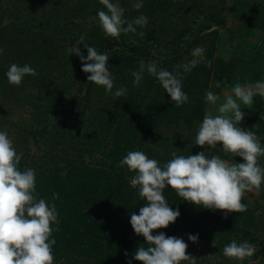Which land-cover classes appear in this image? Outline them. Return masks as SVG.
<instances>
[{
  "label": "rangeland",
  "instance_id": "rangeland-1",
  "mask_svg": "<svg viewBox=\"0 0 264 264\" xmlns=\"http://www.w3.org/2000/svg\"><path fill=\"white\" fill-rule=\"evenodd\" d=\"M135 2L119 0L125 18L131 21L144 15L148 24L137 27L136 33L121 34L117 39L106 36L99 25L98 11H107L99 0H0V48L4 49L0 54V130H6L17 152L23 153L21 171L33 168L63 172L71 166L103 164L102 150L116 98L106 93L103 86L87 84L89 74L82 71L83 62L77 54H69L68 49L75 46L80 37L99 53L107 52V67L114 76L113 93L122 86H133L134 78L126 76L122 58L124 55L137 57L138 54L130 50L131 46L144 42L152 46L148 60L159 63V57H167L169 53L171 38L178 37L176 31L184 26L190 30L180 37L181 56L172 63V70L193 59L191 53L197 46L206 50L205 55L212 52L213 71L223 69L220 79L211 76L210 90L220 99L216 105L206 103L207 111L218 114L217 109L225 97L233 95L236 82L254 86L264 81V0H143L139 10L133 8ZM219 20L223 24L211 26ZM207 25L210 26L207 30L215 27L217 31L207 34L204 31ZM175 28L178 29L173 32ZM140 32L145 35L140 36ZM194 37L198 38L197 42ZM84 43H80L79 48L87 58ZM219 59L222 62H218ZM13 63L29 64L38 75L25 76L19 86L12 85L6 72ZM217 83H220L219 88ZM241 108L247 113L243 120L246 129L254 131L264 145V98L256 95L251 105L241 103ZM199 124L155 131L148 138L150 150L146 155L161 165L172 158L173 151L185 156L201 151L209 156H220V144L215 148L195 144ZM33 129L41 130V134L32 136L29 131ZM178 130L184 134L180 140ZM259 161L264 166V157ZM134 174L125 168L126 186L132 189L136 205L144 204L138 191L130 185ZM167 188L171 190V186ZM242 202L247 204L248 210L260 212L259 216L256 213L254 216L258 239L253 244L260 252L253 262L260 264L261 258L264 262V185L259 192H246ZM223 212L202 207L196 218H187L188 251L192 256L205 258L207 264L215 263L216 253L212 251L216 246L219 259H226L222 252L229 244L226 231L220 234L215 226L218 215ZM189 234L198 235V242L189 240Z\"/></svg>",
  "mask_w": 264,
  "mask_h": 264
},
{
  "label": "clouds",
  "instance_id": "clouds-1",
  "mask_svg": "<svg viewBox=\"0 0 264 264\" xmlns=\"http://www.w3.org/2000/svg\"><path fill=\"white\" fill-rule=\"evenodd\" d=\"M105 10L98 11L99 25L106 36L119 38L121 34L136 33L137 27H146L148 18L139 15L129 21L124 16V8L119 0H99ZM143 7V0H136L133 8ZM144 36V32L139 33ZM80 37L75 46L68 49L69 54H77L83 62L82 71L90 73L88 82L103 86L106 93L115 98L127 94V88L120 87L113 93L114 76L108 70L107 52L99 53L95 47L88 46L87 58L81 53ZM205 49L197 46L192 50L190 61L175 66V71L160 68L156 61H139V70L132 71L133 86L139 87L144 72L155 77L167 92L176 107L189 101L183 91L184 74L190 73L198 64L205 62ZM4 49L0 48V54ZM211 61L206 62L211 67ZM38 75L29 64L23 66L13 63L6 76L8 82L19 86L25 76ZM220 87V83L216 84ZM233 95H227L217 109L218 114L205 112L202 122L196 130L195 144L201 147L215 148L222 145L225 154L243 158L242 163L228 162L219 155L209 156L201 151L195 155H178L162 165L156 159H150L143 151H129L119 162L118 167H127L135 173L130 185L138 191L145 201L139 214L131 213L130 223L137 235L143 236L146 244L140 245L134 253V259L141 264H197V258L187 254L188 244L181 238L167 236L163 232L153 235L154 230L168 228L181 215L179 209L173 210L165 197L168 186L184 201L205 209L222 210L225 213H243L247 204L242 200L246 192H259L264 185V166L259 160L264 157V145L252 130L239 125L247 113L243 105H251L253 98H264V81L254 86L242 85L239 81L233 85ZM220 97L213 91L205 93V102L216 105ZM264 119V118H262ZM150 143V142H149ZM163 151V149H159ZM22 152H17L13 140L6 130H0V264H54L53 246L56 240L53 232H58V212L54 203L49 204L36 195V170H20ZM59 194L53 193V200ZM257 216L260 215L258 211ZM53 224L57 227L54 229ZM188 239L198 242V235L189 234ZM226 258L239 262L250 260L256 252L255 245L248 241L238 243L232 240L222 249ZM125 255H128L125 253ZM131 264V261H129Z\"/></svg>",
  "mask_w": 264,
  "mask_h": 264
},
{
  "label": "trees",
  "instance_id": "trees-1",
  "mask_svg": "<svg viewBox=\"0 0 264 264\" xmlns=\"http://www.w3.org/2000/svg\"><path fill=\"white\" fill-rule=\"evenodd\" d=\"M213 23L211 26L217 27L223 24V21ZM209 27L205 26L204 31L207 34L217 31L215 27L207 30ZM176 29L178 28L173 32ZM189 30L190 28L184 26L176 31L178 37L171 38L169 53L167 57H159L158 67L174 72L171 65L181 56L178 45L181 42L180 37ZM193 40L197 42L198 38L194 37ZM151 47L145 42L131 46L130 50L138 54L137 57L133 55L122 57L128 78H134L130 73L137 71L139 61L149 62ZM205 57V62L198 64L190 73L184 74L183 91L188 94L189 101L181 107L175 106L159 81L147 71L144 72L139 87L127 88L126 95L116 98L107 141L102 150L104 161L101 166H71L63 172L52 169L36 171L37 198H43L49 204L54 203L58 212L60 230L54 231L52 236L56 240L53 246L54 264H129V261L131 264H141L134 259V253L140 245L146 244V240L135 233L130 219L131 213L139 214L144 204L136 205V200L132 198V189L126 186L124 177L126 166L118 167V164L129 151L140 150L147 154L150 150L148 138L155 131L163 127H177L183 124L192 126L202 122L206 111L205 93L211 88V76L220 79L223 72L222 68L212 70V52H208ZM207 61L212 62L211 67L206 66ZM218 62L222 61L219 59ZM239 126L247 128L244 122ZM29 132L34 137L41 134V130L38 129ZM177 136L180 140L184 134L178 130ZM218 152L221 157L243 162L241 157L225 154L221 144ZM166 191L164 195L169 206L173 210L179 209L181 215L168 228L154 230L153 235L163 232L169 237L175 236L185 241V236L190 230L187 218H196L202 207L184 201L172 188L171 190L166 188ZM53 193H58L59 198L53 200ZM255 213L248 209L243 213L223 212L218 215V223L215 226L218 231L220 230V234L226 231L225 238L229 243L232 240L238 243L246 240L255 244L258 239L255 234L258 229ZM224 215L227 216L223 219ZM56 227L57 225L53 224V228ZM217 247L212 251L216 253L214 255L216 261L213 264H241L234 259H219ZM187 254L192 255L188 249ZM259 256L260 252L256 249L253 257L250 260L246 259L242 264H256L253 260ZM194 257L197 258V264H207L205 258ZM260 264H264L262 258Z\"/></svg>",
  "mask_w": 264,
  "mask_h": 264
}]
</instances>
